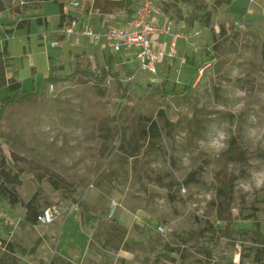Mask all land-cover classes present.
Returning <instances> with one entry per match:
<instances>
[{"label": "rangeland", "instance_id": "374dc122", "mask_svg": "<svg viewBox=\"0 0 264 264\" xmlns=\"http://www.w3.org/2000/svg\"><path fill=\"white\" fill-rule=\"evenodd\" d=\"M74 1L0 0V49L12 57L7 74L21 89L37 88L52 64L62 75L72 73L81 55L94 68L105 63L107 51L88 38L69 37L59 48L50 41L61 27L62 6L84 18L94 3L95 21L109 15L120 22L121 0H81V9L71 7ZM155 1L173 31L200 34L178 40L175 58L158 65L161 82L140 71L128 83L117 122L108 120L110 104L99 88L83 78L67 86L44 83L35 101L8 110L0 145L21 183L12 187L14 211L0 202V214L9 212L15 222L0 217V238L13 243L16 233L36 247L17 253L20 264H50L56 256L71 264H183L181 254L193 264H264V0ZM113 4L121 9L107 10ZM162 82L178 91L167 101L156 89ZM13 94L1 87L0 106ZM153 123L157 134L149 129ZM142 127L148 133L140 138ZM233 141L243 157L229 155ZM57 185L73 197L60 196ZM39 188L52 221L25 229L26 206ZM81 202L102 220L84 226ZM221 204L227 213L219 215ZM111 219L120 224L113 231L105 223ZM96 233H111L113 242ZM125 242L137 249L125 250ZM3 249L0 243V254Z\"/></svg>", "mask_w": 264, "mask_h": 264}, {"label": "trees", "instance_id": "16d2710c", "mask_svg": "<svg viewBox=\"0 0 264 264\" xmlns=\"http://www.w3.org/2000/svg\"><path fill=\"white\" fill-rule=\"evenodd\" d=\"M142 0H121L120 7L124 8V12L127 16L133 14L136 5ZM229 1V0H228ZM88 8H89V4ZM99 5L95 3V8L98 9ZM121 9L118 8L116 4H113L111 8L107 10L113 9ZM3 11V8L0 6V12ZM14 13H19L18 9L12 10ZM216 11V8L211 10L209 14H212ZM193 17L198 18L199 15L195 13V10L190 12ZM66 14L64 13V7H61L60 13V26H63L66 23ZM74 16H72L73 18ZM22 24V21L21 23ZM235 25L231 24V30ZM223 32H226L225 27H223ZM12 57L9 55L7 48L0 49V88L7 86L10 92H14L13 95H8L1 100L0 106V134L8 129V126L5 124V117L10 108L24 103V102H33L36 98L40 97L43 94L44 87L43 84H53L57 86H67L74 84L78 78H83L85 81L93 82L98 88L100 94L105 98V101L110 104V119L109 121L117 122L118 120V109L122 107L126 100H128V93L130 84L124 83V80L127 76L132 73V68H129L127 65L119 66V59L116 56L108 54L105 63L100 68L93 67V61L90 58H85L83 55L78 56L77 67L74 71L67 75L60 74L59 70L61 69L60 65L52 64L50 68V74L44 78L43 83H40L37 88L33 90L21 89V82L16 79H12L8 77L7 69L11 66ZM84 62V63H83ZM190 88V85L184 87V91H187ZM159 90V95L163 98L164 101H167V97L169 93H178L176 86L170 91L166 90V83L162 82L161 86L156 88ZM117 127V126H116ZM107 129H110V133L112 134V128L107 125ZM150 131L153 134H157L159 132L157 124H150ZM119 133L118 128L115 131V138L118 139L117 134ZM138 137H145L147 135V129L142 127V130H138ZM114 139V140H116ZM122 143L118 145L121 148ZM229 155L232 157L237 155L238 157H243L245 154L243 149L240 146L238 141L232 142L231 146L228 150ZM111 156L107 159V164L112 161ZM10 156L0 145V202L9 201L11 204V210L14 211L17 207L18 200L12 191V187L19 185L21 183V175L18 171L9 168ZM223 189L225 191L226 197L232 190V183L225 182L223 185ZM43 189L39 188L37 194L32 198V200L26 206V216L23 220V226L25 229H30L34 224H36L37 218L40 214L43 213L44 205L46 204L44 195L46 194ZM55 192L58 193L63 198H72L73 191L65 186L57 185L54 188ZM227 205H229V200H225ZM226 208L221 204L219 206V215L220 213L225 214ZM229 213V211H228ZM230 217V216H228ZM80 219L84 226L91 227L97 219L102 220L100 216L96 214V212L92 209H89L87 204L80 203ZM225 219V218H224ZM227 219V218H226ZM105 223L109 224V228L113 231L115 228L119 227V222L117 219H111L106 221ZM211 227H214V223L211 224ZM6 230L8 233H12L14 231L13 225H7ZM15 241L13 243L6 242L5 240H1L0 243L4 245V249L0 254V264H20V258L18 256V252L22 255H26L28 253H32L36 250L35 246L29 244V242L22 236L14 233ZM99 235L98 233L95 234ZM110 235H99L100 239L103 237L107 243L113 242V238ZM261 240L264 242V234L261 235ZM125 250L134 252L137 248L130 245L129 243H123ZM115 251L119 249V246H116ZM167 257V256H166ZM169 257V256H168ZM183 264H193L187 262L186 257L181 254ZM50 264H71V262L66 261L60 257H54Z\"/></svg>", "mask_w": 264, "mask_h": 264}, {"label": "built area", "instance_id": "2783aa9c", "mask_svg": "<svg viewBox=\"0 0 264 264\" xmlns=\"http://www.w3.org/2000/svg\"><path fill=\"white\" fill-rule=\"evenodd\" d=\"M81 0L72 2L71 7L81 9ZM92 7L87 9V17H79L65 11L66 23L57 30L56 39L50 41L52 48H59L69 37L88 38L100 45V49L116 56L122 64L132 68V73L125 78L126 83H133L140 71L148 74L149 80L161 82L158 65L168 58H175L178 40L190 42L200 33L198 31H173V24L159 12L157 1L142 0L132 15L124 13L121 21L112 16L93 18ZM234 24V23H233ZM170 39V43L166 39ZM51 87H54L51 84ZM0 217L7 223H15L9 212ZM39 223H50L49 210H44L37 218Z\"/></svg>", "mask_w": 264, "mask_h": 264}]
</instances>
